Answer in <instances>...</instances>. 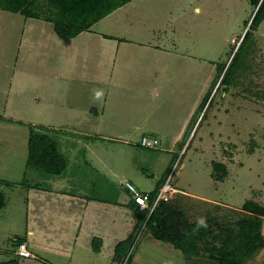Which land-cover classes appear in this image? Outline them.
I'll list each match as a JSON object with an SVG mask.
<instances>
[{"label": "crops", "instance_id": "0c3cea01", "mask_svg": "<svg viewBox=\"0 0 264 264\" xmlns=\"http://www.w3.org/2000/svg\"><path fill=\"white\" fill-rule=\"evenodd\" d=\"M237 1L130 0L71 39L58 37L44 19L1 10L9 13L0 16L9 17L10 27L0 29V184L21 190L28 237L20 238L33 255L27 264L118 263L116 245L137 229L136 216L127 207L132 196H118L114 186H94L88 173L111 184L119 166L130 161V149L121 147L138 146L142 135H151L172 151L191 134L216 76L210 65L198 77L202 62L190 55L198 17L207 27V21L227 16V4ZM30 125L59 132L61 150L69 158L60 176L43 177L26 169ZM218 130L211 137L212 148L224 144ZM222 152L217 146L215 160L209 161L208 180L214 188L223 184L230 167L224 155L218 157ZM213 162L225 165L226 177L216 180ZM24 176L41 189L21 185ZM125 177L123 185H133ZM91 186L94 194H87ZM175 188L179 192L170 201L190 221L202 220H191L198 209L208 215L215 206L239 208ZM93 239L101 242L98 253L92 251ZM164 244L171 264H198Z\"/></svg>", "mask_w": 264, "mask_h": 264}, {"label": "rangeland", "instance_id": "374dc122", "mask_svg": "<svg viewBox=\"0 0 264 264\" xmlns=\"http://www.w3.org/2000/svg\"><path fill=\"white\" fill-rule=\"evenodd\" d=\"M226 7L228 15L207 21L210 24L207 27L203 17H198L196 35L188 44L191 57L202 62L197 71L200 77L210 65L214 66L211 67L215 72L217 66L228 65L237 53L242 35L249 32V37L238 51L240 65L231 83L223 84L221 75L202 111L205 101H201V107L194 117L198 118L195 128L191 134L186 133L178 147H171L172 151H169L163 140L153 149L139 145L121 147L130 149L129 163L124 162L119 166L117 177L112 179L111 184L87 172L92 179L91 184L102 188L114 186L118 196L130 199L131 194L123 185L126 175L137 191L156 188L177 163L178 170L173 181L177 188L215 198L230 207H239L237 210L208 209L209 215H214L223 224L227 222L225 227L231 220L241 216L240 209L245 201L252 200L264 207V20L256 27L249 23L255 9L250 0H238ZM1 13L9 14L0 10ZM8 18L0 16V29L10 27ZM240 36L242 38L237 43ZM218 128H221L224 144L212 148L210 140L212 136L217 137ZM7 133L9 136L13 134ZM142 136L152 138L151 135ZM95 140L97 143L100 141ZM119 145L116 144L115 148L120 149ZM217 146L223 151L218 157L224 155L230 167L223 184L214 188L208 180L211 172L209 161L217 156L212 154V151H217ZM232 158L234 165L231 164ZM82 176L85 178L86 175ZM95 188L91 186L87 194H94ZM0 193L4 199V206L0 208V264H12L14 261L27 264L32 258H25L23 262L16 254V238L28 237L25 229L26 208L20 200L21 190L18 192L0 184ZM204 211L206 209L199 213L198 209V214L193 215L194 219L191 220L203 219L206 216ZM262 229L264 234V224ZM132 238L130 247L117 264H171L169 257L162 251V247L169 246L154 240L147 229L138 226ZM244 264H264V249Z\"/></svg>", "mask_w": 264, "mask_h": 264}, {"label": "trees", "instance_id": "16d2710c", "mask_svg": "<svg viewBox=\"0 0 264 264\" xmlns=\"http://www.w3.org/2000/svg\"><path fill=\"white\" fill-rule=\"evenodd\" d=\"M128 1L130 0H0V10L19 13L26 18L44 19L52 23L58 37L71 39ZM250 2L255 9L249 23L256 27L264 20V0ZM249 34L244 32L243 38L240 36L237 43L241 38L242 42L230 63L216 67V76L211 89L204 97V105L221 75L223 84L231 83V78L240 65L238 51ZM58 134L59 132L45 127H29L26 169L43 177L60 176L65 172L69 158L61 150ZM71 136L84 139L80 135ZM212 167L216 180L226 177L225 165L213 162ZM21 185L41 189L39 183L30 185L25 176ZM158 189L159 185L149 193L152 200ZM3 206L4 199L0 193V208ZM127 207L136 216V227L144 224L155 240L170 244L180 250L186 258H195L198 264H244L247 259L264 249V207L252 200L242 204L241 216L231 220L227 227L224 225L227 222L223 224L217 217L209 214L202 220L190 221L176 201L159 202L151 213L140 210L133 199L128 202ZM215 209L223 210L220 206H215ZM132 237L131 235L116 245L114 259L117 262L130 247ZM23 241V238H16L17 245ZM91 244L93 252H100V241L93 239Z\"/></svg>", "mask_w": 264, "mask_h": 264}, {"label": "built area", "instance_id": "2783aa9c", "mask_svg": "<svg viewBox=\"0 0 264 264\" xmlns=\"http://www.w3.org/2000/svg\"><path fill=\"white\" fill-rule=\"evenodd\" d=\"M208 103V102H207ZM159 144V140L156 138H150L148 136H141L138 140V145L142 148L153 149ZM178 170L177 163L172 168L171 172L168 174L167 178L163 181L162 185L158 189V192L155 198L152 200L149 193L147 192H138L133 185L126 183L125 186L130 192L134 203L139 207L140 210L147 211L151 213L157 207L159 202H169L171 196L179 192L176 190L173 183ZM16 254L20 258H32L33 255L28 249V246L25 242H22L17 245Z\"/></svg>", "mask_w": 264, "mask_h": 264}, {"label": "clouds", "instance_id": "9594fccd", "mask_svg": "<svg viewBox=\"0 0 264 264\" xmlns=\"http://www.w3.org/2000/svg\"><path fill=\"white\" fill-rule=\"evenodd\" d=\"M201 223H203V221H201Z\"/></svg>", "mask_w": 264, "mask_h": 264}]
</instances>
